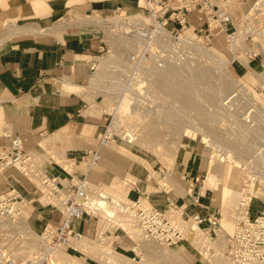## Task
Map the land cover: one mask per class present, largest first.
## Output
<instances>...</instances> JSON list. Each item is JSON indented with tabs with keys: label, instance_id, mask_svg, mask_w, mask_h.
<instances>
[{
	"label": "rangeland",
	"instance_id": "rangeland-1",
	"mask_svg": "<svg viewBox=\"0 0 264 264\" xmlns=\"http://www.w3.org/2000/svg\"><path fill=\"white\" fill-rule=\"evenodd\" d=\"M143 2V0L124 1V5H120L121 11L117 12L119 8L115 7L113 12L105 15L86 14L64 17V24L71 26H77L76 23L78 22L92 23L90 26H80L77 30H93L94 34L100 37L102 47L104 46V50L101 49L94 55L95 58H87L94 72L90 81L79 93L85 94L88 102L84 115H90L96 120V122H91L94 126H90L92 128L87 127L84 132L85 137L92 144L90 151H99L101 148L108 149L130 162V179L125 181L129 184L127 187L136 188L139 185L133 184L131 181H136V183L144 181V186L148 185L145 189L146 193L135 202L130 201L128 197L127 199L120 197L118 191L113 188H106L105 185H90V199L91 201L98 199L99 191H102L103 194L109 195H106L108 201L117 198L124 205L131 207L137 203L145 207H156L183 233L185 239L173 247L161 246L139 228V222L131 211L120 212L119 208L112 203L111 206L115 208L117 216L109 218L103 215L101 211H96L92 217L96 230L95 234L92 237L82 234V236L90 239L88 241L91 242L92 246L86 245L85 248L90 254L87 255L81 248L76 247L93 259L80 251L64 246L57 249L60 254L64 255V264H106V257L94 253L96 251L94 249L100 247L109 249L110 253L113 252L112 255L118 254L119 258L133 264L143 260L144 264H181V260L175 257L171 258L167 253L179 252V247L185 245L186 249L181 252V256L187 264H229L227 258L228 242L235 229V210L243 193L249 189V192L255 195L257 191L262 190L263 195L255 196L264 199V46L254 40L255 36H251L247 46L256 47L254 52L258 58L253 59L254 62L249 66L244 52L237 53L239 50L244 51L246 49L244 45L236 42L237 44H235L239 47L234 48L232 44L230 48L222 33L211 46H201L192 37L194 35L193 30H188L185 33L187 36L181 38L179 58L174 65L165 69H148L145 74L146 80L130 83V80L127 79L129 70L126 65V58L127 53L133 47L132 40L117 30H112L109 27V29L102 28L99 22L108 20L111 23L116 22L115 25L120 24L117 23L118 19L137 16L138 5L143 4ZM230 3L238 5L236 0H230ZM255 3V8L264 9V0H250L244 6L246 13ZM237 12H235L236 17L239 15ZM33 17L23 16L20 19L28 18V22H30L33 21ZM95 21L99 22L96 24ZM194 26L199 27L200 24L196 23ZM231 50L237 54H233ZM235 59L239 62L243 61V65L246 63L244 69L238 62L234 64ZM224 61L229 62L226 71H229L243 87L235 88L232 84L230 90L222 89L221 83L225 81L222 78L224 73L222 63ZM166 70L174 71L177 73V77L183 78L184 81L189 80L187 83L190 80L193 81L190 82L192 85L188 84V86L195 88L194 94L197 93L194 96L196 98L194 107L184 103V95L182 96V94L186 93L185 90L172 89V92L169 90L170 87L161 88L158 85L159 74L169 72ZM198 70L215 72L214 76L211 75V82L201 81L200 83L197 81ZM179 74L180 76H178ZM129 84L131 85L129 86ZM205 85L210 89L208 87L206 89ZM163 106L164 108H162ZM168 108H171V112H168ZM154 111L161 117H154ZM246 115L252 120L253 127L243 122V117ZM110 123H113V126H116L122 135L130 132L128 135L132 138V143L118 140L110 147H101L100 140L106 126ZM96 125L100 126L97 127ZM185 131L186 136L184 135ZM210 141L219 143L216 145ZM230 141L238 142V149L227 148L225 144ZM69 148V144H61L58 146V151L65 153ZM213 148L219 151L221 156L214 157L211 154L214 151ZM27 152L30 156V161H28L30 172H27L28 174L24 172L22 176L34 185L35 194L27 197L20 192L18 193L24 200L31 203L33 208L39 205H51L53 209L63 215L65 208L60 205L54 194L41 181V174L47 172L45 169L47 160L43 159L42 154H36L34 150H27ZM190 155L199 157L202 167V174L199 176V183L194 194L193 192L189 194L188 189L182 190L175 175L178 170L182 169L184 159ZM100 157L101 161V154ZM74 158L78 162L85 160L84 153H76ZM144 161L148 163V166L141 164ZM211 164L214 166L215 172L213 174L215 177L211 176L208 183L215 184L216 189H211L207 201L202 204L209 206L211 213V220L200 225L202 232L194 222V217L199 215L190 212L192 207H189L188 210L185 209L190 204H198L196 197L199 196L204 185L203 194L208 192L206 186L208 183L205 184V180L208 177V167ZM86 165L88 167L87 162ZM79 178L82 177L79 176ZM163 179L169 180L166 182ZM228 186H232L231 191L236 196L224 214L222 212V192ZM12 189L17 191V188ZM136 192H138L137 189ZM180 196L183 199L178 201ZM38 198L39 201L36 200ZM25 205V203L16 204L15 207L18 206L22 209ZM252 207L253 213H257L259 209L262 210L261 200H255ZM179 211L182 212V216L178 215V219H175L172 215ZM31 229L39 236L41 235V230ZM27 238L16 234V227L15 224L12 225V220L0 224V243L7 245V248L13 251L14 256L20 262L32 259L36 254H42L47 249V244L36 236L27 235ZM74 242L78 241H72L71 244ZM50 260L52 264H59L54 254L53 256L51 254Z\"/></svg>",
	"mask_w": 264,
	"mask_h": 264
},
{
	"label": "crops",
	"instance_id": "crops-1",
	"mask_svg": "<svg viewBox=\"0 0 264 264\" xmlns=\"http://www.w3.org/2000/svg\"><path fill=\"white\" fill-rule=\"evenodd\" d=\"M124 1L127 0H0V147L10 146L12 140L20 136L26 152L34 150L47 160L45 169L49 174L66 179L80 176L86 178L91 186L105 185L118 191L120 197H128L135 202L146 193L148 185L144 186V181L139 179L140 183L131 181L139 184L136 188L127 187L129 184L125 181L130 179V162L111 150L101 148L99 154L102 160L96 166L99 168L86 165L92 144L84 132L87 127L92 128L90 126L94 125L91 122L96 120L84 115L88 102L86 95L79 93L94 72L87 58H95L94 55L102 49V41L91 29L77 30L83 25L90 26L89 23L78 22L77 26L64 24V17L105 15L113 12L115 7L121 8ZM23 16H34L33 21L20 19ZM65 143L70 148L65 153L58 151V146ZM76 153H84L85 160H75ZM141 164L148 166L146 161ZM209 168L210 165L205 183L210 179ZM201 174L199 157L190 155L175 175L182 190L188 189L189 194H194ZM22 175L14 167L2 172L0 196L12 188H17L24 196H33L34 185ZM211 176L215 177V174ZM163 180L167 182L169 179ZM231 187L222 192V203L224 193ZM211 189H216V185H211L200 198L196 197L198 204H190L185 209L192 207L190 212L199 215L205 222L211 220V213L209 206L202 204L207 201ZM102 193L99 191V194ZM182 199L180 196L178 201ZM36 200L39 201V198ZM24 203V216L26 220L29 217L27 224L35 230L43 232L50 224L64 222V216L51 205L33 208L26 200ZM178 215L182 216V212L172 216L178 219ZM196 224L203 232L200 224ZM74 231L92 237L96 231L93 218L85 217L76 222ZM86 236L82 237L89 239ZM71 243L69 248L87 256ZM185 249V245L179 247L180 256Z\"/></svg>",
	"mask_w": 264,
	"mask_h": 264
},
{
	"label": "built area",
	"instance_id": "built-area-1",
	"mask_svg": "<svg viewBox=\"0 0 264 264\" xmlns=\"http://www.w3.org/2000/svg\"><path fill=\"white\" fill-rule=\"evenodd\" d=\"M236 2L238 5L230 3V0H144L143 4L138 5L137 16L118 19L117 23L120 24L110 27L130 37L133 42V47L126 58L129 70L127 79L130 83L141 82L146 80L145 74L148 69H165L174 65L179 58L181 38L187 36L185 33L188 30H193L192 37L201 46H211L222 33L229 47L239 39H244L247 44L251 36H255L254 40L264 46V13L249 16L257 2L247 13L244 6L248 4V0ZM239 7L246 15L240 13ZM121 10L122 8H119L117 12ZM235 12L239 13L237 17ZM196 23L200 26H194ZM111 25L113 24L109 26ZM102 49L104 50V46ZM250 49L253 55L249 56V64L258 58L254 52L256 47ZM243 122L253 127L248 115L243 117ZM118 140L128 143L133 141L127 133L122 135L113 123H110L105 128L100 146L110 147ZM86 158L89 168L97 166L101 159L98 150L90 151ZM28 161L30 156L20 136L15 137L10 146L0 147V174L12 167L24 173L17 163L28 164ZM41 181L65 208L64 222L59 225L50 224L41 232L43 242L49 246V251L42 255L36 254L34 258L23 262L16 259L7 245L0 243V264H51L52 251L68 244L72 236H81L74 231L75 223L85 217L92 218L98 211L89 204L90 184L86 178L71 176L66 179L43 172ZM249 191L248 189L243 193L241 205L235 213V229L229 237L227 258L231 264H264V199ZM9 194L5 195L7 197L0 196V224L8 220L15 221L20 211V207L15 205L24 202L18 191L13 196H8ZM255 200H261L263 205V209H259L257 213L252 211ZM121 205L132 211L144 232L161 246L173 247L184 241L183 233L160 209L153 206L145 207L140 203L134 207L123 203ZM194 218L200 225L205 222L200 216Z\"/></svg>",
	"mask_w": 264,
	"mask_h": 264
},
{
	"label": "bare ground",
	"instance_id": "bare-ground-1",
	"mask_svg": "<svg viewBox=\"0 0 264 264\" xmlns=\"http://www.w3.org/2000/svg\"><path fill=\"white\" fill-rule=\"evenodd\" d=\"M144 1V0H143ZM40 4V3H39ZM40 6V5H39ZM255 6H256V4L253 6V8H252V10L250 11V13H249V16L250 15H252V14H263L264 13V9L263 8H258V7H256L255 8ZM36 7H37V4H36ZM239 11H240V13H243L242 12V10H241V8L239 7ZM244 15H246V13H243ZM92 20V19H91ZM96 22H99V21H95V23ZM86 23H88V22H86ZM95 23H93V24H95ZM99 23H101V27L102 28H107V29H109L110 27H114V26H116L115 25V23L116 22H113V23H111V21L109 22L108 20L107 21H105V22H99ZM90 24H92V23H90ZM97 24V23H96ZM110 24H113V25H111V26H109ZM98 25H100V24H98ZM100 27V26H99ZM109 27V28H108ZM130 40H132L131 38H130ZM237 43H239V44H242V45H244L245 47H246V49L244 50V51H242V50H239V51H237V53L238 52H244V56L246 57V59H247V62H248V65H249V56L250 55H253L252 54V49H250V48H248V46H247V44L245 43V41H244V39H239V40H237L236 41ZM236 42H234L233 43V46H234V48H238L239 46L238 45H236L237 43ZM236 43V44H235ZM232 46H230V48H231ZM249 49V50H248ZM232 51V50H231ZM232 53H234L233 51H232ZM237 53H234V54H237ZM205 55H207V54H205ZM234 62H238L239 63V65H241V67H243L244 68V65H246V63H244V65L242 64L243 63V61L242 62H239L238 60H236L235 59V61ZM228 63L229 62H227V61H224L223 63H222V71L224 72L223 74H222V78H224V82H222L221 83V85H222V89H224L225 91H227V90H230V87L232 86V84L235 86V88H238V87H243L242 86V84H240L239 83V81H237L236 79H234L233 78V75L229 72V71H226L228 68H227V65H228ZM250 66V65H249ZM170 69H172V68H170ZM173 70H175V69H173ZM225 70V71H224ZM166 71H169V70H166ZM213 71H214V69H213ZM213 71L211 72V71H208V70H206V71H203V70H198L197 71V81H200V83H201V81H204V82H207V81H210L211 79H212V77H211V75H213L214 76V74H215V72L213 73ZM219 71V70H218ZM162 72V71H161ZM157 73V72H156ZM159 73V72H158ZM179 73V72H178ZM196 74V73H195ZM217 74V73H216ZM158 75V74H157ZM178 76H180V74L178 75ZM152 77V76H151ZM158 77V76H157ZM194 80H195V78L193 77V76H191ZM195 77H196V75H195ZM175 78H176V81H175ZM192 79V80H193ZM158 85H160V87L161 88H168V87H170L171 89H169V90H171L172 91V89L173 90H175V89H177V90H185L186 91V93L184 92V94H182V96H183V99H184V103H186L187 105H189V106H193V104L195 103L196 104V102H195V100H196V98L194 97L196 94H194L195 93V91H194V89L195 88H193V87H189L188 86V84H191L190 82H193V81H191L190 80V82L189 83H187L189 80H187V81H184V79L183 78H180V77H177V73H174V71H169V72H162V73H160L159 74V77H158ZM223 80V79H222ZM203 82V83H204ZM211 82V81H210ZM213 82V81H212ZM199 83V82H198ZM199 83V84H200ZM204 84H206V83H204ZM210 84V83H209ZM192 85V84H191ZM197 86V85H196ZM195 87V86H194ZM198 87V86H197ZM201 87V86H200ZM205 87H206V85H205ZM208 87V86H207ZM207 87H206V89H207ZM210 87H211V85H210ZM201 88H203V87H201ZM209 88V87H208ZM210 89V88H209ZM71 90H73V89H71ZM201 90V89H200ZM212 90H213V88H212ZM215 90V89H214ZM221 90V89H220ZM180 91V92H181ZM201 91H203V90H201ZM165 92V91H164ZM173 92V91H172ZM208 92V91H207ZM218 93V92H217ZM124 94V93H123ZM158 94V93H157ZM160 94H161V92H160ZM199 94V93H198ZM210 94V93H209ZM211 94L212 95H214L213 94V92H211ZM237 95V94H236ZM211 96V95H210ZM212 97V96H211ZM182 99V98H181ZM213 99V98H212ZM216 99V98H215ZM166 101V100H165ZM164 102V101H163ZM200 102V101H199ZM205 102V101H204ZM203 102V104L205 105V103ZM207 102V101H206ZM214 102V101H213ZM212 102V103H213ZM159 104V103H158ZM166 104V103H165ZM181 105H183V104H181ZM199 106V105H198ZM203 106V105H202ZM249 106V105H248ZM185 107V106H184ZM194 107V106H193ZM162 108H164V106L162 107ZM167 108V107H166ZM179 109V108H178ZM116 110V109H115ZM168 112H171L170 110H171V108L169 109L168 108ZM220 110V109H219ZM155 111H157V110H155ZM154 111V114H153V116L154 117H157L158 115H157V112H155ZM151 112H153V111H151ZM166 112V111H165ZM173 112V111H172ZM213 112V111H212ZM217 112V111H216ZM117 113V112H116ZM121 114V113H120ZM152 114V113H151ZM117 115H118V113H117ZM116 114H115V116H117ZM176 115H177V113H176ZM225 115V114H224ZM255 116V115H254ZM159 117V116H158ZM161 117V116H160ZM159 117V118H160ZM170 117H172V116H170ZM187 117V116H186ZM218 117V116H217ZM223 117H225V116H223ZM117 118V117H116ZM179 118V117H178ZM181 118V117H180ZM179 118V119H180ZM212 118V117H211ZM221 118V117H220ZM154 119V118H153ZM163 119V118H162ZM166 119V118H165ZM169 119V118H168ZM214 119V118H213ZM150 120V119H149ZM152 120V119H151ZM159 120V119H158ZM170 120V119H169ZM144 122V121H143ZM151 122V121H150ZM170 122V121H169ZM210 122V121H209ZM194 123V122H193ZM141 124H143V123H141ZM148 123H146V125H147ZM149 125V124H148ZM180 125V124H179ZM155 127V126H154ZM115 128H116V130L118 129L116 126H115ZM204 128V127H203ZM210 131V130H209ZM263 131H264V129H263ZM185 134V136H186V131L184 132ZM263 133V132H262ZM128 134H130V132L128 133ZM182 134V133H181ZM224 134V133H223ZM209 135V134H208ZM214 135V134H213ZM207 136V135H206ZM215 136V135H214ZM211 137H213V136H211ZM252 137V136H251ZM215 138V137H214ZM217 138V137H216ZM222 141V140H221ZM211 143H214V144H216L217 145V143H219V142H215V141H210ZM225 143V142H224ZM224 143H223V145H224ZM226 147L227 148H229V149H233V148H237V146H238V142H236V141H230V142H226ZM219 146V145H218ZM223 147V146H222ZM225 148V147H224ZM214 149V151H213V153H211V154H213V156L214 157H216V156H221L220 154L221 153H219V151H217L215 148H213ZM238 149V148H237ZM212 152V151H211ZM17 166L21 169V170H23L25 173H29L30 172V170H29V165L28 164H26V163H22V162H20V163H17ZM213 172H215L214 171V166H213V164H211V166H210V168H209V178H211V175L213 174ZM27 173V174H28ZM206 184V183H205ZM205 186V185H204ZM202 187V189H201V193L199 194V196L201 197V195L203 194V192H204V188L205 187ZM207 187H208V189L210 188V186H211V184H207L206 185ZM235 191V190H234ZM255 191H256V189H255ZM104 193V192H103ZM99 194V197H98V199H96V200H93V201H89V204L91 205V207L93 208V209H96V210H98V211H101V213L103 214V215H105V216H107V217H109V218H115L116 216H117V212L114 210L115 208L114 207H112L111 206V204H112V202L114 203V205L117 207V208H119V210H120V212H129L130 210L129 209H126L125 207H123L122 205H121V202L119 201V200H117V199H110L109 201L106 199L107 198V194L105 195V194ZM16 194V191H12V192H10V194L8 195V196H13V195H15ZM255 195H263V192H262V190H260V191H257V193L255 194ZM198 196V197H199ZM236 195L235 194H233L232 193V191L231 190H228V191H226L225 193H224V195H223V212H224V214H226V212L225 211H227V209H228V207H229V204L231 205V203H232V200L234 199V197H235ZM3 197H7V196H3ZM199 197V198H200ZM243 197V196H242ZM241 197V198H242ZM249 197H251V196H249ZM231 201V202H230ZM24 203V202H23ZM234 203V202H233ZM240 205H241V199H240V202H239V204H238V206L236 207V210H235V213L237 212V210L239 209V207H240ZM24 207H22V209H20V211L17 213V218L20 216V218L18 219V221H16V223H15V221H12V225L13 224H15V227H16V234H18V235H21L22 237L24 236H26V238H27V235H30V236H36L37 238H39V239H41V240H43L42 239V236L40 235H38V234H36V233H34L31 229H30V227L28 226V224H27V220H26V218L23 216V215H25L24 214ZM131 213H132V211H131ZM194 220H195V218H194ZM196 221V220H195ZM197 223H198V221H196ZM11 224V223H10ZM6 225V224H5ZM198 225V224H197ZM8 226V225H7ZM11 226V225H10ZM141 230H143L141 227H139ZM144 231V230H143ZM28 239V238H27ZM28 240H31V239H28ZM27 240V241H28ZM71 240H76V241H78V242H74L73 244H71V245H75V247H79V248H81L84 252H86L87 253V255H89L90 254V252H88L85 248H86V245L87 246H92L91 245V242L90 241H88V239L87 238H83L82 237V235L81 236H79V237H72V238H70V242L68 243V244H66L64 247H68L69 245H70V243H71ZM83 240V241H82ZM25 241V240H24ZM214 241V240H213ZM82 243V244H81ZM84 245V246H83ZM166 247H171V246H166ZM46 248L47 249H45L44 251L46 252V251H49V246L48 245H46ZM93 248H95V247H93ZM94 250H96L94 253L95 254H97V255H100V256H104V257H106V264H133V263H129V262H127L126 260H124V259H121V258H119V255L118 254H114V255H112V253L113 252H111L110 253V250L109 249H107V248H104V247H100V248H95ZM42 252V254H44L45 252ZM163 252V251H162ZM164 253H166L165 251H164ZM41 254V255H42ZM53 254H54V256H55V258H56V261L59 263V264H64V255H62V254H60L59 253V250L58 249H56V250H54V251H52V256H53ZM168 255H169V257H175V258H178L179 260H181V264H186L185 262H184V260H183V258H181V256L179 255V252L177 251V252H173V251H171V253H167ZM171 254V255H170ZM162 255L164 256V254L162 253ZM167 256V255H166ZM91 258V257H90ZM167 258V257H166ZM50 262H51V264H52V261L50 260ZM134 264H144V260L143 261H140V262H137V263H134ZM229 264H231L230 262H229Z\"/></svg>",
	"mask_w": 264,
	"mask_h": 264
}]
</instances>
